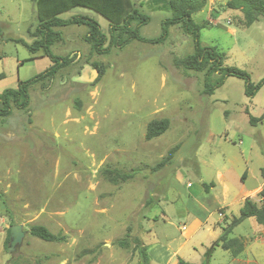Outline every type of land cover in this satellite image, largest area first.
Segmentation results:
<instances>
[{
  "label": "rangeland",
  "instance_id": "1",
  "mask_svg": "<svg viewBox=\"0 0 264 264\" xmlns=\"http://www.w3.org/2000/svg\"><path fill=\"white\" fill-rule=\"evenodd\" d=\"M115 2L112 14L75 7L60 17L87 15L108 35L110 24L136 8L149 16L140 34L155 37L171 14L148 0ZM222 5L209 1L192 18L205 22L215 9L221 13ZM237 19L230 15L221 23L237 25ZM36 23L33 0H0V73L5 75L0 91L52 64L16 41L31 43ZM54 30L61 39L51 50L69 63L29 87L25 108L12 106L9 115L0 116V264H140L136 239L146 245L149 264H170L177 258L161 248L173 249L182 241L177 230L182 222L205 210L211 211L208 221L214 227L225 221L220 209L213 210L216 190L209 192L216 170H227L236 189L242 169H248L245 186L261 178L264 127L251 126L242 112L247 100L243 81L230 76L212 95L203 94L204 71L175 65L193 51L192 37L179 25L169 28L162 43L132 40L105 54L91 50L85 25ZM200 43L217 45L225 64L247 71L252 82L264 76V28L258 23L238 25L233 34L220 26L202 28ZM255 102L257 113L264 105V84ZM162 118L168 128L146 140L148 122ZM257 130L261 136L254 135ZM119 172L130 177L122 180ZM231 210L233 217L239 215L237 206ZM15 224H22L25 234L9 252L8 229ZM34 224L64 235V241L31 235ZM260 228L247 218L230 235L264 232ZM121 239L126 245H120ZM210 239L204 236L200 244ZM197 241L181 249L183 258L193 264H228L220 244L204 259ZM260 252L264 264V249Z\"/></svg>",
  "mask_w": 264,
  "mask_h": 264
},
{
  "label": "trees",
  "instance_id": "2",
  "mask_svg": "<svg viewBox=\"0 0 264 264\" xmlns=\"http://www.w3.org/2000/svg\"><path fill=\"white\" fill-rule=\"evenodd\" d=\"M35 4V15L37 24L34 30L30 31L33 38L31 43L23 39L16 41L21 43L30 54L40 51L41 56H47L52 64L26 80H18L16 87H6L0 92V116H7L11 113L12 106L23 109L29 103V87L46 78H52L59 69L66 66L70 59L59 56L52 52L51 46L61 39L57 27L68 25H85L87 31L84 39L90 44L92 51L98 54L107 53L111 47H120L129 41L159 44L164 42L169 35V28L179 25L185 34L192 37L193 51L184 57L175 60V65L186 70L204 71L202 93L211 95L214 90L221 86L227 77H236L243 81L244 94L253 97L264 84V76L258 81L252 82L247 71L232 65L224 64L225 54L218 50L216 46H204L200 43V30L207 26V22L196 23L192 19V14L200 11L206 0H148L151 7L155 9H166L171 12L169 17L161 21V31L158 36L144 37L140 34V27L147 24L149 16L140 12L136 8L122 18L118 24L108 26V35L102 32L98 22L87 15H73L69 18H61L60 15L75 7H85L101 14H112L116 7V0H33ZM224 6L229 9H239L242 17L237 19V25L248 27L264 15V0H228ZM134 23V25H132ZM101 71H99L100 73ZM216 75V76H214ZM5 77L0 73V79ZM264 118V113L258 117H249V122L258 121ZM169 126L166 118L153 119L146 126L145 139L161 135ZM122 180L130 177L129 174L119 172ZM261 176L264 178V166L261 168ZM206 187V186H205ZM260 199L246 198L240 208L239 215L232 217L230 222L222 228V233L204 253L207 259L216 244H220L224 250H228L232 257L237 256L243 249L242 242L236 238H228V234L245 218L253 217L258 224L264 225V187L259 192ZM31 235L44 241H64V235L51 233L46 227L34 224L30 228ZM10 228L6 241L9 243ZM136 246L141 256L140 264H149L147 247L141 240L136 239ZM120 245L126 242L119 240ZM12 264H16L12 262ZM175 264H189L178 259Z\"/></svg>",
  "mask_w": 264,
  "mask_h": 264
},
{
  "label": "crops",
  "instance_id": "3",
  "mask_svg": "<svg viewBox=\"0 0 264 264\" xmlns=\"http://www.w3.org/2000/svg\"><path fill=\"white\" fill-rule=\"evenodd\" d=\"M209 1H212V0H206L205 6L200 11L193 13L192 16L194 14L204 12L205 7ZM217 1H219L220 3L223 4L222 8H224V10L220 13V12H218L217 9H215L212 13V17L206 16L205 22H207L208 25L205 27H212V26L219 27L220 26V27H223L227 32H230L231 34H233L235 32V27H237L238 25L230 23L229 20L228 21L225 20L232 27L231 26H224L221 23V20L224 17L225 18L229 17L230 15H233L236 18H241L242 13L239 9L226 8L224 6V4L228 0H217ZM196 23H198V22H196ZM201 23H203V22H201ZM201 23H199V24H201ZM254 23H258L259 28H264V20H261V21L257 20ZM205 27H203V28H205ZM204 46H216L218 49H220L217 45H204ZM220 51H221V49H220ZM39 57H42V56H39ZM225 58H226V55H225ZM224 64H225V62H224ZM256 94L253 97H247L244 94L246 96L247 100L243 103V107H242V112L245 116H247L248 123L251 126H254L255 128L257 127V125L264 127V118L261 120H258V121H253L252 123L249 122L250 116H252L254 118H258L264 113V105L259 108L257 113L253 112V108L258 105V102L257 103L255 102ZM261 133L262 132L260 130H257L254 133V135H256V137L261 136ZM240 143H241V140H239V144ZM263 152H264V149H263ZM243 162H244V165H247V161L245 159L243 160ZM262 167H260V177H261L260 180H258L255 185H251V186H245V184L243 182V180H246V178L248 176V169L247 168L244 170L242 169L240 171V173L237 175V177H239L240 180H242L241 185L237 189L233 188L231 186L229 177H227V175L225 174V172L227 170L224 169V173H222L221 170H216L215 178H214L215 180L210 182V185H209L210 186L209 192H211V190H216V196L214 198L217 199L218 202L216 201L215 206L213 207V210L217 211L218 209H220V212L218 213L220 215V219L225 218V221L223 223L219 219V221H221V226H216L217 228H219V232H211L212 231L211 229H214L216 227H214L212 225V223H209V221H208L209 214L211 211L205 210V214L193 215L191 217V219L188 221V223L182 222L181 226L179 228H177V230L180 231L178 233H179L182 241L180 243H178L177 246L173 249L169 248L167 246L166 247L164 246V249L161 248L162 252H164V251L170 252L172 250L170 252V254L177 258L176 260H173L170 264H175L178 261V259H182V260L188 262L189 264H193V262L182 257L181 249L184 246H186L187 244H192L193 240H198L197 242L202 247V249L204 250V253H205L206 249L209 248L215 241H217L218 237L222 233L220 231L222 230L223 227L226 226V222H230L229 219L230 218L232 219V217H233L232 210H231L232 206H237L239 211H240V208H241V206H242V204L246 198H251V199H255V200L260 199L259 192L264 187V178L261 176V168ZM187 185H189V183ZM248 218H253V217H248ZM246 219L247 218H245L244 220H246ZM254 221H255V219H254ZM241 222H243V221H241ZM238 225H236V226H238ZM258 227L262 228V227H264V225L258 224ZM202 229H206L207 232H198V231H201ZM233 229H232V231H233ZM232 231L228 234V238L239 239L242 242L243 249L235 257H232L230 255L229 251L225 250L226 255L229 257L228 258V264H230V263L231 264H261V258L263 257V253L260 252V249H264V232H237L234 236H231L230 234L232 233ZM208 235L211 237V239L205 244H203V243L200 244V241L202 240V238L204 236H208ZM171 237H173V236H171ZM217 247H219V244L214 245L213 250H215V248H217ZM150 264H152V262H150ZM195 264H197V263H195ZM201 264H203V263H201Z\"/></svg>",
  "mask_w": 264,
  "mask_h": 264
},
{
  "label": "water",
  "instance_id": "4",
  "mask_svg": "<svg viewBox=\"0 0 264 264\" xmlns=\"http://www.w3.org/2000/svg\"><path fill=\"white\" fill-rule=\"evenodd\" d=\"M25 231L22 229V224H15L10 226L9 246L8 251H13L17 245L20 244Z\"/></svg>",
  "mask_w": 264,
  "mask_h": 264
}]
</instances>
